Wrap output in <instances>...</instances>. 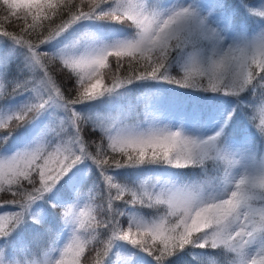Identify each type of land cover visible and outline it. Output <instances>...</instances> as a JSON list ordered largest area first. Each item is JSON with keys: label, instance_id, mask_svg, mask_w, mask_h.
Here are the masks:
<instances>
[{"label": "snow or ice", "instance_id": "6c2138e0", "mask_svg": "<svg viewBox=\"0 0 264 264\" xmlns=\"http://www.w3.org/2000/svg\"><path fill=\"white\" fill-rule=\"evenodd\" d=\"M0 209V264H264V0H0Z\"/></svg>", "mask_w": 264, "mask_h": 264}, {"label": "rangeland", "instance_id": "374dc122", "mask_svg": "<svg viewBox=\"0 0 264 264\" xmlns=\"http://www.w3.org/2000/svg\"><path fill=\"white\" fill-rule=\"evenodd\" d=\"M109 68H105L102 70V72L105 75V82L107 83L113 76L115 73V66H114V60L113 58L109 59ZM126 67V66H125ZM119 75H124V69H122L119 73ZM63 82L66 83V85L71 86L69 84V81L67 80L66 74L63 77ZM87 82V81H86ZM168 86V85H166ZM172 87V86H171ZM147 100H152L151 98H148ZM146 99L143 98L142 96V92L141 90H136L133 93L129 94L126 98H124L123 100H121L117 105L114 106L115 110L111 111L110 113H108L109 115H111L113 118H115L116 120L121 119V110H124V123L127 124V120H129L130 117H133L136 114V111L139 110V108H137L136 106H132V104L136 103L139 104L140 101H147ZM131 109L130 111L128 109ZM94 138V137H93ZM85 139H89L87 131L85 133ZM141 179H147L149 180V176H144L141 177ZM85 202V209L86 207H88V205L91 203H93L90 199H86L84 200ZM96 203H99V201H96ZM82 207V205H80ZM121 223L123 224L124 227H127V221L126 219L122 220Z\"/></svg>", "mask_w": 264, "mask_h": 264}, {"label": "trees", "instance_id": "16d2710c", "mask_svg": "<svg viewBox=\"0 0 264 264\" xmlns=\"http://www.w3.org/2000/svg\"><path fill=\"white\" fill-rule=\"evenodd\" d=\"M65 85H66V83L65 82H63ZM10 91V90H9ZM172 96H176V95H179V94H176V93H173V92H171L170 93ZM202 97V96H201ZM203 98V97H202ZM132 106H135L134 104L132 105ZM257 143H259V141H257ZM212 173H216L215 172V170H213L212 171ZM128 197H125V199H127ZM255 203V202H254ZM8 209H0V214H3V212L4 211H7ZM189 259H197V257H195V256H190L189 257ZM206 261H207V258H203L202 260H201V264H206Z\"/></svg>", "mask_w": 264, "mask_h": 264}]
</instances>
